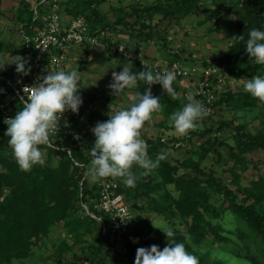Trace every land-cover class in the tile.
<instances>
[{
	"label": "trees",
	"instance_id": "trees-1",
	"mask_svg": "<svg viewBox=\"0 0 264 264\" xmlns=\"http://www.w3.org/2000/svg\"><path fill=\"white\" fill-rule=\"evenodd\" d=\"M11 1L17 5L13 16L15 24L22 27L25 35V59L27 40L42 27L41 16L47 8L42 4L35 11L34 7L42 0ZM58 1L64 24L83 18L89 33L94 37H103L107 46L115 44L112 39L116 34L128 35V40L136 39L137 43L127 40L118 41V45H123L129 51L141 52L149 66L160 67L161 61V66L166 68L181 63L198 68L197 74L188 79L177 78L174 81V84L185 80L190 83L192 89L187 91L185 99L172 98L159 89V84L151 86L152 94L159 97L163 105L162 111L154 113L156 116L170 118L173 112L189 102L190 97L200 101L207 108L208 115L202 120L203 123L184 136L170 137L160 131L151 137L142 129L141 136L148 144L151 158L155 160L157 155L163 154L164 159L159 163L157 178L150 177L151 173L143 175L138 170L136 187L129 188L119 178L97 180L90 173L92 157L89 150L94 141L85 135L88 125L95 126L109 118L99 116V96L85 89L82 78L80 95L83 104L78 114L71 112L78 138L52 136L56 147L45 149L46 164L34 166L30 172L22 171L17 165L8 144L9 137L6 136V117L0 113V264L31 261L37 242L49 235L52 237L58 224H61L66 239L60 240L52 253L41 256L36 264H75L65 261L63 256L67 251H73L75 244L82 245L80 251L83 255V261L76 264H134L138 248L158 245L163 250L169 246L166 235L163 237L164 244L161 239H154L153 234L157 229L145 221L143 215L146 208L142 201L147 206H154L148 208L150 214L166 217L173 225L174 240L184 243L186 248L192 250L207 243L225 248L234 245L239 247L231 249L234 257L250 264H264V122L255 131H248L244 125H236L232 119L220 123L209 122L216 115L218 107L245 104L246 100L252 107L259 102L239 84L244 79L264 73V65H256L245 49L249 30L264 28V0H231L230 3L225 0H151L149 4L137 7L129 4L132 10L124 17L117 16L114 21L102 10L108 0ZM204 15L208 21L218 15L215 26L234 18L232 28H224L228 45L220 55L211 60L202 55L197 60L191 57L186 59L184 50L178 52L168 48V42L164 39L162 48L165 55L157 60L148 56L146 45L158 42L156 33H165L167 29L164 23H184L196 32L198 28L208 25V21L202 19ZM208 32L212 34L218 29L216 27ZM241 36H244L243 40L239 39ZM77 50L82 59L79 61V72L86 67L85 60L91 54V47L84 45ZM108 56L128 63L137 73L143 70L153 72L140 61L123 60V55L118 52ZM213 66L223 68L221 79L216 75H204L203 70ZM15 72L16 66L0 75L4 79L0 80V102L14 94L11 85ZM199 82L208 84L207 90L213 96L210 103L207 95L197 93ZM221 85L222 91L219 93ZM147 87L141 80L133 89L143 94ZM20 106L21 103H17V106L12 103L14 113L8 118H14ZM163 120L154 123L153 127L164 130ZM196 137L200 144L193 141ZM187 145L189 148L184 152V158L176 157H180V150ZM257 154L261 158L257 159ZM211 155L215 156L218 164H230L227 170L220 171L218 167H213L211 171L204 169L202 164ZM103 181L118 185L115 193L110 191L111 195H122L133 214V224L127 235V253L124 255L116 253L109 242L107 229L110 216L95 208L100 203ZM158 190L162 194L152 202V194L159 193ZM228 223L236 225V228L230 231L227 229ZM69 240L73 242L72 245H68ZM197 256L199 264H210L207 254Z\"/></svg>",
	"mask_w": 264,
	"mask_h": 264
},
{
	"label": "clouds",
	"instance_id": "clouds-1",
	"mask_svg": "<svg viewBox=\"0 0 264 264\" xmlns=\"http://www.w3.org/2000/svg\"><path fill=\"white\" fill-rule=\"evenodd\" d=\"M239 39L243 40L244 36ZM245 49L256 65H264V28L249 30ZM15 58L8 64H15L18 74L29 75L31 68L27 61ZM112 77L109 87L115 95L135 88L141 80L148 87L143 94L137 93L131 106L115 111L107 121L98 122L91 129L95 143L89 150L92 157L90 173L93 179L119 178L125 186L134 188L139 179L138 170L147 175L164 159L163 154H159L153 160L148 144L141 136L145 123L163 109L160 98L152 94L151 86L159 84L164 92L176 98L178 93L173 87L176 74L174 71L153 73L151 70L136 74L129 67H122V71L113 72ZM80 81L81 75L77 70H49L42 82L24 89L27 99L21 98L19 111L6 123L8 144L22 171L30 172L34 166L46 164L45 149L56 147L52 136L58 133L63 115L68 111L79 113L83 104ZM243 89L264 102V75L243 80ZM207 115V108L195 97H190L187 104L172 113L170 120L175 134L184 136L195 130ZM160 223L159 228L153 226L166 235L169 246L163 250L158 245L138 248L134 264H199V258L188 252L184 243L174 240V230L163 220ZM170 238L173 239L170 241Z\"/></svg>",
	"mask_w": 264,
	"mask_h": 264
},
{
	"label": "rangeland",
	"instance_id": "rangeland-1",
	"mask_svg": "<svg viewBox=\"0 0 264 264\" xmlns=\"http://www.w3.org/2000/svg\"><path fill=\"white\" fill-rule=\"evenodd\" d=\"M227 3H230L231 0H225ZM151 0H108V2L102 7L103 12L111 17V20L114 21L117 16H125L126 13L130 12L133 7L142 6L143 4H149ZM132 3V6H129V4ZM208 4H211V1L208 2ZM16 2H13L11 0H3L0 6V66H5L3 69H0V75L13 67H15V64H8L12 62L15 57H21L23 58L25 55V48H24V42H25V35L22 33V27L15 24L16 21L14 20L13 16L15 14L14 9L16 8ZM228 5H226V8ZM120 9L122 11H120ZM113 11H115L113 13ZM114 14V15H113ZM217 16L215 15L213 19L207 20L205 15L202 16V19H205V21H208V25H205L204 27L198 28L197 31H193L192 28L189 27V25L184 23H171L168 24L164 23L166 29V32H157V38L158 42H149V45L147 46L148 50V56L152 59H159L163 55H165V50L162 48L163 40L167 41L168 48H171L175 51H182L184 50V58L189 59L191 57L192 59L198 58V56H204L208 59H213L214 57L221 54L222 51L226 49V46L228 45V35L224 28L231 29V23L233 22L234 18L231 17L230 21L220 24L218 26L216 25L217 22ZM160 20V19H158ZM218 29V32H213L212 34L208 32V30L211 29ZM166 34V35H165ZM117 38H113L112 41H115V44H113V48L115 49V52H111L112 50L104 49V48H91V54L87 57L85 60L86 67L83 71H79L82 80L84 81V87L90 94H95L99 96V99L97 101V108H98V114L99 116H104V118H110V115L114 113L115 111H118L122 108H126L131 106L132 103L135 102L137 93L134 91V89H125L121 91L118 95H115L113 91L110 89L109 85L113 82L112 73L113 72H120L122 71V67H129L130 70L133 73L138 74L133 68H131L128 63L121 61L117 59V57H110V55H114L117 53L116 47H120L118 45V41L120 42H127L128 35L123 34H116ZM224 36H226V39H224ZM131 43H137L136 39L128 40ZM117 42V43H116ZM117 45V46H116ZM72 46V45H71ZM123 46V45H122ZM115 47V48H114ZM78 49L75 46H72V49L68 50V67L69 71L71 70H79V61L81 59V53L77 50ZM178 51V52H179ZM119 53V52H118ZM83 57V56H82ZM123 57V56H122ZM123 60H127L124 57ZM128 61V60H127ZM159 62V61H158ZM161 66V61L159 62ZM181 66L185 69H191L192 65L189 63H181ZM264 75V73L262 74ZM243 88V81L239 84ZM173 87L176 89L180 99H185L186 96H188V92L192 89L190 83L183 81L181 83L173 84ZM159 89L164 92L162 87L160 86ZM188 91V92H187ZM219 93L222 91V87H219L218 89ZM170 96V95H169ZM14 105L17 106V103L14 102ZM96 107V106H95ZM12 108V107H11ZM14 113V110L12 109L11 114ZM73 115V114H72ZM164 119V125L165 129H161L159 127H153L154 123H157V121H162ZM233 120L236 125H244L247 126L248 131H255V129L258 130L262 126V123L264 122V102L256 103L255 106H249V102L246 100L245 104H238V105H232L230 107L223 106L218 107L216 109V115L210 120L209 122H218L221 121H229ZM200 123H203L200 122ZM157 126V124H155ZM94 126L88 125V131L86 132V137L94 141L95 143V136L93 135L91 129ZM172 122L170 118H162V116H156L153 114V117L150 121L146 122L144 127L142 128L148 136L159 134L160 131H163L167 133L170 137L181 136L178 134H175L174 130L172 129ZM193 141L196 144H200L201 141L196 137L193 139ZM200 142V143H199ZM189 148V146H185L183 150H180V157L176 156L178 158H184L185 151ZM182 154V155H181ZM257 159L261 158L260 154H257L255 156ZM264 159V156H262ZM230 164L224 165L222 162L221 164H218L215 156L211 155L208 157L204 164H202V167L208 171H211L213 167H218L219 170H227V167ZM152 178H157L159 176V169L156 168L155 170L150 172ZM248 177V176H246ZM246 185V183H245ZM164 189V188H162ZM161 189V190H162ZM161 190H158L159 193L152 194L153 199H150L152 202H155V200L159 199L160 195L162 194ZM165 192V191H164ZM142 204L145 206L146 212H144L145 221L149 222L151 225L154 224L155 227L159 228L161 227L160 221L163 220L164 224L167 226H170L172 228V224L168 222L165 216L162 214H150L148 208H153L154 206L148 205L142 201ZM219 205V204H218ZM150 206V207H149ZM133 215V214H132ZM153 221H152V220ZM229 226H227L230 231H232L234 228H236V225L228 223ZM156 228V229H157ZM52 237L49 235L47 238L40 239V242H37L36 248L34 249L33 258L31 261L24 262V264H36V262L39 260L41 256H47L52 253L54 250V246H57L60 244V240H65L66 236L63 232V229L61 228V224H58V227L54 229L52 232ZM164 233L157 229L156 233L153 234L154 239H161L162 243L164 244ZM41 236V235H40ZM44 241V242H42ZM45 245L44 247L41 245ZM72 241L69 240L68 245H72ZM162 244V245H163ZM237 245V244H236ZM73 247V246H72ZM239 248L234 245H230L228 248H225L223 245L218 244H205L200 247H193L192 250L189 248H186V250L194 255L197 256V254H207L209 257L210 264H215L219 262L220 264H250L246 260H240L236 256L234 257V254H232L231 249L232 248ZM80 249H82V245L75 244L73 251H67L63 256L65 261L70 263H81L83 261V255L81 254ZM198 257V256H197ZM64 261V260H63ZM61 263H65V262Z\"/></svg>",
	"mask_w": 264,
	"mask_h": 264
},
{
	"label": "built area",
	"instance_id": "built-area-1",
	"mask_svg": "<svg viewBox=\"0 0 264 264\" xmlns=\"http://www.w3.org/2000/svg\"><path fill=\"white\" fill-rule=\"evenodd\" d=\"M42 4L47 8V11L41 16L43 25L27 40V55L25 60L27 61V66H30L31 72L27 76L18 74L17 72L13 73L12 85H10L12 86L14 94L4 102H0V113L6 117V122L7 119H9L8 115L12 112L11 104L14 102L21 103V98L27 99V95L24 92L26 87H33L42 82L43 77L49 70H70L68 67L69 58L67 54L68 50L72 49V46L76 45V47L79 48L84 45H89L91 48H104L112 50L111 52H115V49H112L113 46L106 45L103 37H94L89 33L88 25L83 18H76L64 24L60 14L61 8L58 0H42L40 4L34 7L36 12L38 5ZM116 51L123 55L128 61L142 62L144 66L150 67L154 73L158 71H174L176 79H188L198 72V68L196 67L185 69L180 64H174L170 68L149 66L143 60L141 52L126 50L124 46L118 47ZM203 71L204 75L207 77L216 75L221 79L220 73L223 71V68L213 66ZM0 80L4 79L0 78ZM219 82H222V80H219ZM198 87L197 93L207 95L209 98L208 103H210L213 96H211L207 90L208 84L199 82ZM219 87H222V85ZM64 135L72 136L74 140L78 138L74 132L71 111L63 115L60 121L59 131L53 136ZM101 189L100 203L95 206V208L110 216L107 229L109 242L116 253L124 255L127 253V235L129 227L133 224V215L122 195H111V190L115 193L118 189V185L115 182L103 181L101 183Z\"/></svg>",
	"mask_w": 264,
	"mask_h": 264
},
{
	"label": "crops",
	"instance_id": "crops-1",
	"mask_svg": "<svg viewBox=\"0 0 264 264\" xmlns=\"http://www.w3.org/2000/svg\"><path fill=\"white\" fill-rule=\"evenodd\" d=\"M75 52H77V51L75 50Z\"/></svg>",
	"mask_w": 264,
	"mask_h": 264
}]
</instances>
